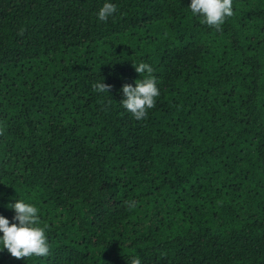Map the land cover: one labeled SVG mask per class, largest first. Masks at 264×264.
I'll return each instance as SVG.
<instances>
[{
    "label": "trees",
    "instance_id": "trees-1",
    "mask_svg": "<svg viewBox=\"0 0 264 264\" xmlns=\"http://www.w3.org/2000/svg\"><path fill=\"white\" fill-rule=\"evenodd\" d=\"M114 2L0 0V214L34 203L50 248L0 264H264V0L220 30L189 0ZM141 60L160 96L137 120Z\"/></svg>",
    "mask_w": 264,
    "mask_h": 264
},
{
    "label": "clouds",
    "instance_id": "clouds-1",
    "mask_svg": "<svg viewBox=\"0 0 264 264\" xmlns=\"http://www.w3.org/2000/svg\"><path fill=\"white\" fill-rule=\"evenodd\" d=\"M187 6L192 14L199 15L203 23L216 30H220L225 19L233 14V0H189ZM116 9L114 0H102L96 16L99 21H106L115 14ZM133 66L136 73L145 75L136 79L134 84L121 85L123 98L119 103L135 119L142 120L148 115V110L155 106L160 89L151 64L141 60L133 62ZM109 87L101 80L93 85V89L99 93L107 92ZM128 206L134 207L135 202L129 201ZM6 207L14 210V216L10 222L9 218L0 214V249H6L16 258L47 256L50 251L47 226L41 223L37 206L17 198L7 203ZM127 264H142V261L139 255H135Z\"/></svg>",
    "mask_w": 264,
    "mask_h": 264
}]
</instances>
